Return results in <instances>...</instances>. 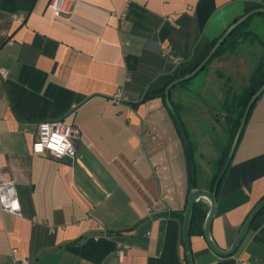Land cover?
Instances as JSON below:
<instances>
[{
    "label": "crops",
    "instance_id": "1",
    "mask_svg": "<svg viewBox=\"0 0 264 264\" xmlns=\"http://www.w3.org/2000/svg\"><path fill=\"white\" fill-rule=\"evenodd\" d=\"M49 2L0 0V172L15 182L22 208L21 216L0 208V264H188L183 214L192 189L210 190L212 173L192 186L164 97L143 99L166 89L264 0H73L69 16H55ZM260 54L233 59L231 75L213 68L217 57L204 70L226 115L228 98H242ZM50 119L78 128L76 158L33 152L38 122ZM217 197L212 237L228 249L264 197V93ZM199 203L195 264H264V211L235 253L222 256L201 233L210 203Z\"/></svg>",
    "mask_w": 264,
    "mask_h": 264
},
{
    "label": "rangeland",
    "instance_id": "2",
    "mask_svg": "<svg viewBox=\"0 0 264 264\" xmlns=\"http://www.w3.org/2000/svg\"><path fill=\"white\" fill-rule=\"evenodd\" d=\"M256 18L258 21H261L258 22L255 20L251 22V30H257L259 34L264 35V17L261 15H256ZM243 38H245V35H243L242 32L238 34L236 39L240 40ZM257 42V47L252 46L249 43H246L247 45L244 47V45H238L237 42H234L233 45H230L221 53H219L217 56L219 60L215 62L213 68L216 67V64H219L222 70H224L229 75L233 74V72H237L238 69H235L237 62H235L233 59H251L255 58L256 56V59L254 60H257L259 53L262 54L259 45L261 42ZM222 59L230 62V64L234 67L230 65L227 67L223 64H220V60ZM206 74H208L207 71H200L191 79L176 85V88L180 90V93L177 94L173 90L171 97L169 98V103L172 105V107H174L175 104H179L181 106L180 111L183 113V115H185V118L188 121H186L187 128L194 134L193 135L191 132L194 143H198V146L195 147V155L198 162L197 168L200 175L212 173L213 171L215 173L219 169L220 159L224 157L225 150L227 149V145L230 140L229 132L227 133L225 128L228 125L227 115L222 112L220 103L218 102L219 100L221 101V98H219V95L209 91L210 83H207V85L204 84V77ZM213 125H216V134L211 135L209 134V129H211ZM224 160L227 163L226 158ZM225 165L226 164H224L223 167H225Z\"/></svg>",
    "mask_w": 264,
    "mask_h": 264
},
{
    "label": "trees",
    "instance_id": "3",
    "mask_svg": "<svg viewBox=\"0 0 264 264\" xmlns=\"http://www.w3.org/2000/svg\"><path fill=\"white\" fill-rule=\"evenodd\" d=\"M259 15L264 17L263 13H259ZM254 16L249 18L247 21H245L243 24H241L239 27H237L235 29V31L226 39V41L222 44V46L218 49V51L215 53V55L211 58V60L207 63V65L201 71H204L209 66V64L219 55V53H221L226 47L233 45L234 42H237L238 45H243L245 43H248L249 40H250V42L252 41L251 42L252 44H255L257 41H260V42L263 41L264 42V35L259 34V32L257 30H251L250 23L252 21L256 20L254 18ZM260 21L261 20H259L258 22H260ZM242 30H243V35H245V38L240 39V40L236 39L238 34H240V32L242 33ZM216 42H214L212 44L211 48L215 45ZM235 45H236V43H235ZM262 46L264 48V45H262ZM210 49H209V51H210ZM209 51H208V53H209ZM207 54H206V56H207ZM206 56H204L201 60H199L196 64H194L191 68H189L183 74L176 76L177 77L176 79L192 72ZM263 84H264V51H263L261 57L259 58V62L257 63V65L252 70L251 77H250V84L242 93L243 94L242 98H237V97L241 96L239 94H236L235 98H233V99H231V97H229L225 106H224L225 111L227 112V115L229 118V120H228V124H229L228 131H229V135H230V140H229V143L227 145V149L225 150L224 157L222 159H220L219 169L215 173H214V171L212 172V175L210 178V185H209V189L212 192H216L217 195L220 192L222 183L224 181L226 172L228 170L229 160H230L232 153H233V150L235 148L234 147L235 138H236V135H237V132H238L240 122H241L244 110L246 108V105L249 102L252 95ZM174 88H176V86ZM173 89L169 93H166L165 89L153 91V92L147 94L145 96V98L143 99V101L148 100V99L155 97V96H158V95H161L164 97V99L168 105V108L170 109V112L174 118L176 126L179 130V133L183 139L185 147H186L192 186H199V171L197 168L198 162H197L196 155H195L196 144L194 143V139H193L192 134L189 132V130L187 128L186 122L184 121V119L181 116V111H180L181 106L178 104H175V106L172 107V105L169 103V98L171 97V93L173 92ZM231 95H232V93H231ZM225 158H226L227 163L224 160ZM224 164H226L225 167H223ZM199 208H200V203L198 202L195 205V211H194V216H193V221H192L191 233L193 232V228H195V226H196V220H197V215L199 214ZM174 214H177V213L174 212ZM201 233H203V230L201 231Z\"/></svg>",
    "mask_w": 264,
    "mask_h": 264
},
{
    "label": "water",
    "instance_id": "4",
    "mask_svg": "<svg viewBox=\"0 0 264 264\" xmlns=\"http://www.w3.org/2000/svg\"><path fill=\"white\" fill-rule=\"evenodd\" d=\"M263 13L264 8H255L249 11L247 14L242 16L239 20H237L234 24H232L226 32L219 38V40L215 43L212 49L209 51L207 56L199 63V65L190 73L174 80L171 82L165 89L166 93H169L176 85L191 79L192 77L196 76L211 60V58L215 55L218 49L222 46V44L226 41V39L235 31L237 27H239L242 23L247 21L252 16ZM264 93V84L252 95L249 102L246 105L244 110L240 126L235 138L234 147L237 145L242 132L245 128L249 113L251 111L252 106L256 102V100ZM206 199L210 203V210L206 216L204 226H203V236L208 242L209 246L218 254L222 256H231L235 253L239 245L242 243L244 238L246 237L248 231L250 230L251 226L253 225L255 219L258 215L264 211V197L258 202V204L252 209L248 217L246 218L245 222L243 223L238 235L236 236L234 242L232 243L231 247L228 249L221 248L218 243L212 237V224L215 219L218 210V197L216 192H212L211 190L204 189V188H194L190 191L188 196V204L184 211V219H183V242L185 245L186 257L188 264H195L193 253L191 250V229H192V221L195 211V205L201 200Z\"/></svg>",
    "mask_w": 264,
    "mask_h": 264
},
{
    "label": "built area",
    "instance_id": "5",
    "mask_svg": "<svg viewBox=\"0 0 264 264\" xmlns=\"http://www.w3.org/2000/svg\"><path fill=\"white\" fill-rule=\"evenodd\" d=\"M73 0H50L49 8L55 16H69ZM15 18L25 21V16H16ZM123 17V15L121 16ZM164 54L168 56L175 64L182 61L180 56L173 54L171 48H166ZM0 75L5 76L6 70L0 69ZM122 97L119 91L115 97L119 101ZM78 128L69 125L64 119L41 120L38 122V132L33 142V152L36 154L49 153L57 158L71 157L76 158L78 153L77 137ZM0 208L4 212H10L15 215H22L21 203L19 200L16 184L13 180L5 178L0 172ZM17 252V249H13ZM121 254L123 251H120ZM20 264H30L28 259L20 260Z\"/></svg>",
    "mask_w": 264,
    "mask_h": 264
}]
</instances>
